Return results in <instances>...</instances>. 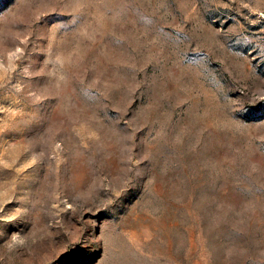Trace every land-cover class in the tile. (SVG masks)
<instances>
[{"label":"rangeland","instance_id":"obj_1","mask_svg":"<svg viewBox=\"0 0 264 264\" xmlns=\"http://www.w3.org/2000/svg\"><path fill=\"white\" fill-rule=\"evenodd\" d=\"M0 264H264V0H0Z\"/></svg>","mask_w":264,"mask_h":264}]
</instances>
